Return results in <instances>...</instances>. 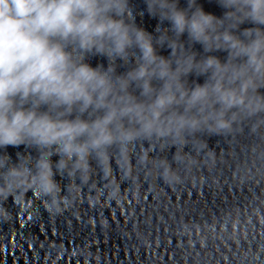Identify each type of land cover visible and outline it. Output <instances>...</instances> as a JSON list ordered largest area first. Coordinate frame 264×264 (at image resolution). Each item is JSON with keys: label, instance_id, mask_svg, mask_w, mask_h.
<instances>
[{"label": "clouds", "instance_id": "clouds-1", "mask_svg": "<svg viewBox=\"0 0 264 264\" xmlns=\"http://www.w3.org/2000/svg\"><path fill=\"white\" fill-rule=\"evenodd\" d=\"M143 3L0 0V221L29 190L61 212L117 154L134 184L137 144L160 154L136 166L177 184L214 160L212 137L264 143V0H214L219 15L200 0Z\"/></svg>", "mask_w": 264, "mask_h": 264}]
</instances>
